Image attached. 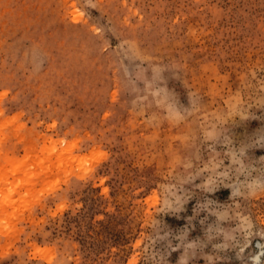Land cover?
<instances>
[{
    "label": "rangeland",
    "instance_id": "obj_1",
    "mask_svg": "<svg viewBox=\"0 0 264 264\" xmlns=\"http://www.w3.org/2000/svg\"><path fill=\"white\" fill-rule=\"evenodd\" d=\"M0 264H264V0H0Z\"/></svg>",
    "mask_w": 264,
    "mask_h": 264
}]
</instances>
